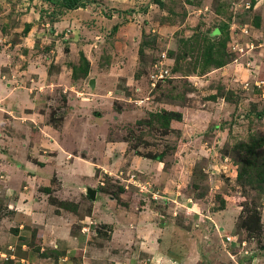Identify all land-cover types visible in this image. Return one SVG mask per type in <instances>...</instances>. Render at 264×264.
Here are the masks:
<instances>
[{
	"label": "rangeland",
	"instance_id": "obj_1",
	"mask_svg": "<svg viewBox=\"0 0 264 264\" xmlns=\"http://www.w3.org/2000/svg\"><path fill=\"white\" fill-rule=\"evenodd\" d=\"M81 4L0 0V264H264V0Z\"/></svg>",
	"mask_w": 264,
	"mask_h": 264
},
{
	"label": "trees",
	"instance_id": "obj_2",
	"mask_svg": "<svg viewBox=\"0 0 264 264\" xmlns=\"http://www.w3.org/2000/svg\"><path fill=\"white\" fill-rule=\"evenodd\" d=\"M6 1L11 3V0H6ZM27 1L29 3H31L34 0H27ZM40 1L44 2V3H53L56 12L59 15L62 14L65 10L66 11H72V10H76V9H78L80 7H83V5L81 4L82 0H40ZM25 30H26L25 32H28L30 30V27L27 26V28ZM227 63L228 62H226V61H224L223 63L221 61L220 62L217 61L216 64H215V67L213 69L222 68ZM210 71H211V69L210 70L208 69L204 73L206 74V73H208ZM151 116H152L153 119H156L157 121L162 120L163 122L167 121V123H168V120H169V115L168 114H163V116L162 115H157V114H152ZM179 118H180V116L178 118H176V119H179ZM165 125H166V122H165ZM167 126H168V124H167ZM160 161H162V159Z\"/></svg>",
	"mask_w": 264,
	"mask_h": 264
},
{
	"label": "water",
	"instance_id": "obj_3",
	"mask_svg": "<svg viewBox=\"0 0 264 264\" xmlns=\"http://www.w3.org/2000/svg\"><path fill=\"white\" fill-rule=\"evenodd\" d=\"M94 85H95V81L93 79H91L89 81V86L91 88H94ZM85 194H86V196H88L90 198L91 201H95V198H96V190L95 189L87 187L85 190Z\"/></svg>",
	"mask_w": 264,
	"mask_h": 264
},
{
	"label": "crops",
	"instance_id": "obj_4",
	"mask_svg": "<svg viewBox=\"0 0 264 264\" xmlns=\"http://www.w3.org/2000/svg\"><path fill=\"white\" fill-rule=\"evenodd\" d=\"M189 20H190V16H189V14H188V15H187V18H186V20H185V22H188ZM214 33L217 34L218 31H215ZM0 58H1V55H0ZM219 69L221 70V69H223V67H222V68H219ZM209 74H210V73H208V74H206V75H204V76H202V77L210 76ZM260 83L264 85V82H263V81H260Z\"/></svg>",
	"mask_w": 264,
	"mask_h": 264
},
{
	"label": "built area",
	"instance_id": "obj_5",
	"mask_svg": "<svg viewBox=\"0 0 264 264\" xmlns=\"http://www.w3.org/2000/svg\"><path fill=\"white\" fill-rule=\"evenodd\" d=\"M162 74H165V75H167V71L165 70V71H162V73H160V77H163L162 76ZM227 240L229 241L230 240V238H227Z\"/></svg>",
	"mask_w": 264,
	"mask_h": 264
}]
</instances>
